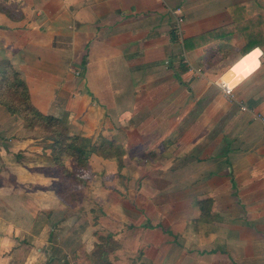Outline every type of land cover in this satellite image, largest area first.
Here are the masks:
<instances>
[{
	"label": "crops",
	"instance_id": "crops-1",
	"mask_svg": "<svg viewBox=\"0 0 264 264\" xmlns=\"http://www.w3.org/2000/svg\"><path fill=\"white\" fill-rule=\"evenodd\" d=\"M2 58L95 148L86 229L146 264H264V0H0ZM24 130L0 104V264H52L73 207Z\"/></svg>",
	"mask_w": 264,
	"mask_h": 264
},
{
	"label": "rangeland",
	"instance_id": "rangeland-1",
	"mask_svg": "<svg viewBox=\"0 0 264 264\" xmlns=\"http://www.w3.org/2000/svg\"><path fill=\"white\" fill-rule=\"evenodd\" d=\"M20 120H21L23 127L25 128V130L22 131V135L32 138L33 139L32 145H35V147L38 148L39 150H43L44 148L49 149L48 145H49L50 140L47 138V133L44 132V130L42 129V126L35 125L32 128L31 127L28 128L24 125V121L21 118ZM66 126L70 130L69 126L68 125ZM71 133H72V130H71ZM5 140L7 141L6 144L11 143V140H9V138L5 137ZM38 149L36 151V154L39 157H41V159L39 160V163L44 164L43 171H45L46 173H51L56 176V178L54 179L55 181L54 187L60 193V195H62V197L65 196L64 197L65 199H67L68 201L71 200V203H74L72 204L73 209L71 210V218L66 223L67 225L65 229L63 230L65 235H63V237H60L61 241H63L64 238L66 240L69 238V243H68L69 250L65 247L67 252L65 254H62V252L64 251H62L63 248L60 246L59 248L61 249L60 250L61 252L51 253V255H53L52 264H90L91 261L88 258V253L86 252H90L93 248L90 249L89 251H86L85 249L86 240L83 241V239L88 234H89V245H92L94 247V244L96 242L101 241L100 243L101 246L103 247L105 246L107 250L109 249L108 260L112 262L113 264H146L147 259L144 257L142 251L140 250L131 251V252L124 251V247L122 243L119 242V240L112 237L111 233H110L111 234V238H110L108 237L109 232H106L103 229H93L92 227H90V229L85 228L89 224V222H87L88 219L84 217V214H83V217L81 218L79 217L82 214L81 211L84 210L85 208L82 205H80L81 200H78V197L81 199L82 196L84 195V189H85V184H86L85 181H83L81 184L79 183L81 179L80 178L81 175H79V171L81 170L76 167L72 169V167L69 165L70 169L68 170L67 173L70 175L67 176L66 174L67 178L65 176H61L58 173L59 166L55 165L51 153H49V157L51 158L52 163H53L52 167L46 165L45 163L46 157L48 156L44 155V152H43L44 150L41 152H38ZM15 156L18 161L23 160L25 163H29L30 162L29 159H32L33 163H35L34 162L35 159L33 158L32 155H25V154L23 155L22 153L18 151L17 153H15ZM68 192H69V196H67ZM90 205H92V203ZM89 214H90L89 215L90 220L91 221L94 220V217H93L94 212L89 213ZM41 217L45 218V216H41ZM58 217L59 215L56 216L55 220H50V221L48 220L44 221L42 218H40L38 220V226H40L39 229L42 230V227H44L45 230H47L49 229L50 224L54 223L56 226L55 232H62L63 228L60 225L61 220L59 221ZM92 235L94 236L93 238H92ZM25 243H27L26 240H25ZM63 255L65 258V262L62 261ZM147 264H149V262Z\"/></svg>",
	"mask_w": 264,
	"mask_h": 264
},
{
	"label": "trees",
	"instance_id": "trees-1",
	"mask_svg": "<svg viewBox=\"0 0 264 264\" xmlns=\"http://www.w3.org/2000/svg\"><path fill=\"white\" fill-rule=\"evenodd\" d=\"M0 104L4 105L10 114L20 117L26 127L42 126L50 140L48 147L55 165L59 166L58 173L61 176L70 175L67 173L70 169L69 165L72 169L87 168L88 157L95 151L90 139L79 132L70 133L65 120L61 117L38 110L30 101L28 89L20 71L14 69L7 58L0 59ZM58 195L62 200H67L59 192ZM78 200L81 199L78 197ZM108 237L111 238L110 233ZM100 243L101 241L96 242L93 249L86 252L91 261L90 264H113L108 260L109 249L107 250Z\"/></svg>",
	"mask_w": 264,
	"mask_h": 264
},
{
	"label": "built area",
	"instance_id": "built-area-1",
	"mask_svg": "<svg viewBox=\"0 0 264 264\" xmlns=\"http://www.w3.org/2000/svg\"><path fill=\"white\" fill-rule=\"evenodd\" d=\"M182 17L181 16H177L174 20V32L177 34L178 38L182 37ZM223 91L227 94V95H231L232 94V87L225 84V83H220L219 84Z\"/></svg>",
	"mask_w": 264,
	"mask_h": 264
},
{
	"label": "bare ground",
	"instance_id": "bare-ground-1",
	"mask_svg": "<svg viewBox=\"0 0 264 264\" xmlns=\"http://www.w3.org/2000/svg\"><path fill=\"white\" fill-rule=\"evenodd\" d=\"M250 63H251L250 60L249 59L247 60V57H246L244 60H242L240 63H238L236 65V67L234 69H232V71L229 72V76H234V73L233 72H235L236 70L238 71L237 68H240L241 69V72H243V74L246 73L250 69V66H249ZM224 78L227 79V76H225Z\"/></svg>",
	"mask_w": 264,
	"mask_h": 264
}]
</instances>
